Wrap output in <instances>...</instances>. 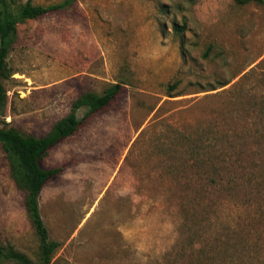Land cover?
<instances>
[{
	"label": "rangeland",
	"instance_id": "rangeland-1",
	"mask_svg": "<svg viewBox=\"0 0 264 264\" xmlns=\"http://www.w3.org/2000/svg\"><path fill=\"white\" fill-rule=\"evenodd\" d=\"M7 62L0 126L37 137L83 93L124 87L43 162L64 168L39 196L60 244L53 264H264V204L245 187L259 175L246 168L264 161V4L76 0L20 24ZM237 205L257 230H225ZM0 245L39 260L26 192L1 144Z\"/></svg>",
	"mask_w": 264,
	"mask_h": 264
},
{
	"label": "trees",
	"instance_id": "trees-1",
	"mask_svg": "<svg viewBox=\"0 0 264 264\" xmlns=\"http://www.w3.org/2000/svg\"><path fill=\"white\" fill-rule=\"evenodd\" d=\"M75 1L65 0L60 4L47 7H33L29 2L14 6L10 0H0V117L3 115L8 103V91L4 81L11 76L7 60L17 40L18 26L26 20H36L48 13L64 10L72 6ZM235 2L238 5H245L250 2L264 4V0H235ZM177 29L179 30L178 26H176ZM177 85L178 83L176 82L173 87L176 88ZM123 88L122 83H114L108 86L102 94L93 91L83 93L74 101L71 112L57 121L53 128L42 137L23 133L6 123L4 126H0V144L7 153L12 177L19 187L26 192L27 210L41 240L38 262L32 261L22 252L0 245V264H4L6 260H11L16 264H53V255L60 244L50 238L49 229L41 216L39 196L46 183L51 178L59 176L64 168L62 166L47 168L43 162L53 147L61 141L74 136L96 114L108 109L122 93ZM82 108H85L86 112L80 118L78 114ZM260 113L264 117L263 109ZM257 133L263 136L264 130L258 129ZM198 152L196 149L195 153L199 154ZM244 161L245 159L240 162L244 163ZM263 162H255L252 166H243L242 169L244 171L247 167L246 169L255 170L259 174L255 177L248 176L245 187L251 188L256 197H258L256 198L258 203L264 204ZM212 167L214 176L211 181L215 183L221 172L215 164ZM256 172L252 174H256ZM232 173H234V170H232ZM238 180L239 178L235 182H238ZM221 184H228V182ZM242 207L237 205L236 209L229 214V217L224 222L226 224L225 230H230V233H242L248 229H256L253 227L256 222H260L258 219L245 215V210ZM238 220H241L240 224L237 223ZM247 232L249 233L250 231Z\"/></svg>",
	"mask_w": 264,
	"mask_h": 264
},
{
	"label": "crops",
	"instance_id": "crops-1",
	"mask_svg": "<svg viewBox=\"0 0 264 264\" xmlns=\"http://www.w3.org/2000/svg\"><path fill=\"white\" fill-rule=\"evenodd\" d=\"M80 96H81V95H80ZM80 96H79V97H80ZM79 97H78V98H79ZM78 98H77V99H78ZM72 106H73V105H72ZM66 116H67V115H66Z\"/></svg>",
	"mask_w": 264,
	"mask_h": 264
}]
</instances>
